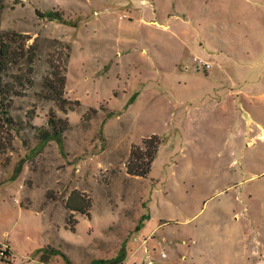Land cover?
Here are the masks:
<instances>
[{
  "label": "rangeland",
  "instance_id": "obj_1",
  "mask_svg": "<svg viewBox=\"0 0 264 264\" xmlns=\"http://www.w3.org/2000/svg\"><path fill=\"white\" fill-rule=\"evenodd\" d=\"M11 33L36 55L12 70L33 67L32 83L0 153L13 264H264V0H4ZM57 70L73 110L47 98ZM51 116L68 122L59 139ZM153 134L150 174L129 175Z\"/></svg>",
  "mask_w": 264,
  "mask_h": 264
},
{
  "label": "trees",
  "instance_id": "obj_2",
  "mask_svg": "<svg viewBox=\"0 0 264 264\" xmlns=\"http://www.w3.org/2000/svg\"><path fill=\"white\" fill-rule=\"evenodd\" d=\"M3 3L4 0H0V7ZM51 16L53 17V15ZM32 49V46L26 45V37H21V35L11 33L0 37V153H4L10 148L13 140L11 131L13 120L9 114L12 98L13 96L21 95V88L24 85L32 83L29 76L33 72V67L30 66L24 73L21 72L20 74L12 73V70L24 59L30 64L34 62L36 55ZM64 70L66 69L64 68ZM65 85L66 75H60L57 70L51 73V77L45 78L43 87L47 92V98L57 103L61 110H73L72 104H79V101L72 102L64 96ZM48 123L49 130L44 134L45 138L48 139L61 138L68 126L67 120L56 119L52 116L49 118ZM161 144L162 139L160 136L153 134L149 137H144L141 145H133L126 163L127 173L136 177L148 176ZM74 195L77 196V193L73 192L69 200ZM68 208L71 211L88 214L87 205H83L81 201L69 204ZM71 231L74 232V227H71ZM2 259L6 261L3 256Z\"/></svg>",
  "mask_w": 264,
  "mask_h": 264
},
{
  "label": "crops",
  "instance_id": "obj_3",
  "mask_svg": "<svg viewBox=\"0 0 264 264\" xmlns=\"http://www.w3.org/2000/svg\"><path fill=\"white\" fill-rule=\"evenodd\" d=\"M261 128H262V133H264V127H261ZM259 137H261V134L259 135ZM20 207L23 208L21 205H20ZM4 244H7L10 248V258H9L8 262L4 261L2 259L1 252H0V264H13L18 258V249L16 247V244L14 241L9 240V239L6 240L5 242L0 243V246L4 245ZM134 255H135L134 253L131 254L132 257H135ZM50 261H51V257H49V255H46V253L40 254L38 257L31 256L29 253H27V255L25 256V259L23 261V264H51ZM128 261L129 260H127V262L122 263V264H127ZM55 263L56 264H63L57 260L55 261Z\"/></svg>",
  "mask_w": 264,
  "mask_h": 264
},
{
  "label": "built area",
  "instance_id": "obj_4",
  "mask_svg": "<svg viewBox=\"0 0 264 264\" xmlns=\"http://www.w3.org/2000/svg\"><path fill=\"white\" fill-rule=\"evenodd\" d=\"M194 60L198 63V66H197L198 69L201 68V69L207 70L210 68L209 62L203 61L198 58H195ZM0 252H1V256H3L4 258L9 255L7 247H5L4 249H1Z\"/></svg>",
  "mask_w": 264,
  "mask_h": 264
}]
</instances>
